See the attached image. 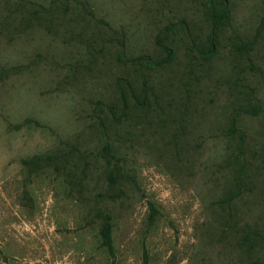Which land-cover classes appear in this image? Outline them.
<instances>
[{"label":"rangeland","instance_id":"obj_1","mask_svg":"<svg viewBox=\"0 0 264 264\" xmlns=\"http://www.w3.org/2000/svg\"><path fill=\"white\" fill-rule=\"evenodd\" d=\"M215 2L0 0V152L60 157L0 264H264V0L209 53Z\"/></svg>","mask_w":264,"mask_h":264},{"label":"crops","instance_id":"obj_2","mask_svg":"<svg viewBox=\"0 0 264 264\" xmlns=\"http://www.w3.org/2000/svg\"><path fill=\"white\" fill-rule=\"evenodd\" d=\"M1 153V152H0ZM23 155L21 153H11V149L5 148L0 156V217L7 216L9 219L15 220V216L21 219L20 214H23V207L17 199V195L23 190V181L21 178V165ZM36 174V173H35ZM13 197V198H12ZM13 199L16 204L13 203ZM4 228V227H3ZM10 228V227H9ZM13 238V237H12ZM2 240V238H1ZM0 240V241H1ZM10 242L12 239L5 237L2 240L4 244Z\"/></svg>","mask_w":264,"mask_h":264},{"label":"trees","instance_id":"obj_3","mask_svg":"<svg viewBox=\"0 0 264 264\" xmlns=\"http://www.w3.org/2000/svg\"><path fill=\"white\" fill-rule=\"evenodd\" d=\"M214 1V0H213ZM216 5H219L222 7V9L220 11H216L214 4L211 7V12H210V16H209V20L212 23V28L213 31L210 35V52L214 51L215 48V43H214V38H215V33L216 30L219 28H223V27H228L230 26V22H231V12L229 9V5L227 0H215ZM165 49L168 51V55L167 58H169V56L171 55V51L165 47ZM233 131H237V127L234 126L233 127ZM60 157L57 156H52V155H35L33 157H31L30 159H26L22 161V164L24 166H31L35 167L41 164H52L54 163V161H59ZM56 169L58 170V167H56ZM111 180L112 183L116 186V176H111ZM151 219L154 218L155 215V207L154 205L151 203ZM112 225H111V217L109 215H105L104 218V222L101 225L100 228V235L102 237V245L104 247H106L108 249V251L112 254L113 252V245H112Z\"/></svg>","mask_w":264,"mask_h":264}]
</instances>
